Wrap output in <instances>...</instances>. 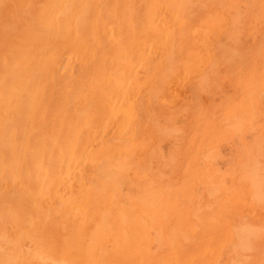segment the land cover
<instances>
[{
    "label": "bare ground",
    "instance_id": "obj_1",
    "mask_svg": "<svg viewBox=\"0 0 264 264\" xmlns=\"http://www.w3.org/2000/svg\"><path fill=\"white\" fill-rule=\"evenodd\" d=\"M0 264H264V0H0Z\"/></svg>",
    "mask_w": 264,
    "mask_h": 264
},
{
    "label": "rangeland",
    "instance_id": "obj_2",
    "mask_svg": "<svg viewBox=\"0 0 264 264\" xmlns=\"http://www.w3.org/2000/svg\"><path fill=\"white\" fill-rule=\"evenodd\" d=\"M223 148V151H224V153L226 154V153H230V151H231V147L229 146V145H224V147H222Z\"/></svg>",
    "mask_w": 264,
    "mask_h": 264
}]
</instances>
